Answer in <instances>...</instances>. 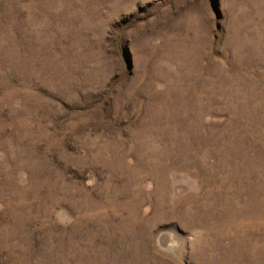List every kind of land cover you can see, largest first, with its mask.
Returning <instances> with one entry per match:
<instances>
[{"label":"rangeland","instance_id":"rangeland-1","mask_svg":"<svg viewBox=\"0 0 264 264\" xmlns=\"http://www.w3.org/2000/svg\"><path fill=\"white\" fill-rule=\"evenodd\" d=\"M0 264H264V0H0Z\"/></svg>","mask_w":264,"mask_h":264}]
</instances>
